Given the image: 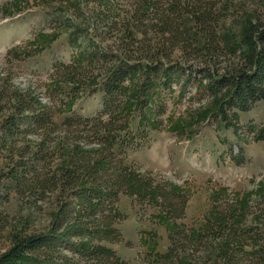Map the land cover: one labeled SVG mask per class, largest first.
Here are the masks:
<instances>
[{
	"label": "trees",
	"instance_id": "1",
	"mask_svg": "<svg viewBox=\"0 0 264 264\" xmlns=\"http://www.w3.org/2000/svg\"><path fill=\"white\" fill-rule=\"evenodd\" d=\"M219 3L130 0V11L118 14L110 26L124 44L112 60L118 66L102 84L103 110L97 117L61 120L86 88L101 85L97 78L106 65L103 62L98 74L92 64L77 60L56 65L48 86L52 99L47 103L30 92L15 97L4 96L8 90L0 93V156L4 155L9 167L5 177L22 199L56 198V207L62 211L75 207L69 210V223L81 232L74 242L53 233L18 232L9 248L0 253V264H126L109 247L122 240L116 227L121 219L116 207L120 195L160 206L170 222L184 219L186 194L156 183L150 175L143 176L122 157L137 143L130 132L133 114L139 109L152 112L153 105L159 107L153 101L150 106L145 100L136 104L129 94L140 73L146 74L150 86L169 89L179 66L182 72L187 71L184 86L193 80L192 68L202 73L194 77V86L202 90L208 82L207 93L216 99L214 103L224 115L225 107L244 109L249 101L264 99V27L257 30L252 25L245 30L243 50L235 43L227 46L219 32ZM186 19H190L195 36L187 29ZM258 46L262 49L259 52ZM19 54L9 52L14 59ZM213 63L225 65L221 76L210 66ZM219 92H223L222 97L217 96ZM140 117L141 127L151 120V115L144 113ZM236 119L233 114L230 120ZM59 133L63 138L58 143L49 139ZM29 134L36 140H29ZM91 146L96 149H88ZM61 154L64 164L56 169V157ZM237 214L232 205L216 210L214 221L206 222V238L219 241L222 264H264V241L257 247L249 244L248 232L238 225ZM206 238L182 227L170 235L168 255L182 264L184 257L192 259L199 252ZM250 246L254 247L251 252L245 251Z\"/></svg>",
	"mask_w": 264,
	"mask_h": 264
},
{
	"label": "rangeland",
	"instance_id": "2",
	"mask_svg": "<svg viewBox=\"0 0 264 264\" xmlns=\"http://www.w3.org/2000/svg\"><path fill=\"white\" fill-rule=\"evenodd\" d=\"M129 11L130 0H0V93L8 90L4 96L15 97L30 92L47 103L52 99L48 86L56 65L77 60L92 64L98 74L103 62L106 65L97 78L101 85L86 88L61 120L99 116L104 102L102 84L118 66L112 60L124 44L110 26L118 14ZM216 13L219 32L229 47L235 43L243 50L245 30L252 25L257 30L264 27V0H220ZM186 24L195 36L190 19ZM12 50L20 57L9 56ZM261 50L258 46V52ZM210 66L219 70V76L224 73L221 68L225 65ZM181 68L175 67L179 73L169 89L150 86L144 73L137 76L129 94L132 100L136 104L145 100L149 106L153 101L159 107L133 114L130 132L137 143L122 157L143 176L150 175L156 183L185 193L186 214L183 220L170 222L160 206L120 195L116 207L121 219L116 227L122 240L109 247L126 264H179L168 255L170 235L185 227L206 238V222L214 221L216 210L231 205L238 212V225L248 232L249 244L257 247L264 241V99L249 101L244 109L225 107L224 115L207 93L208 82L202 90L194 86V77L202 73L192 68L193 80L184 86L187 71ZM142 113L151 115L143 127L139 126ZM233 114L236 121L230 120ZM59 134L49 139L58 143L63 138ZM28 139L36 140V136L29 134ZM62 156L57 155L54 168L63 166ZM3 158L0 156V253L9 248L13 235L25 230L78 240L80 230L69 223V210L75 207L62 211L56 207V198L28 201L19 197L5 177L9 167ZM218 243L206 238L199 252L192 259L184 257L181 263L222 264Z\"/></svg>",
	"mask_w": 264,
	"mask_h": 264
}]
</instances>
